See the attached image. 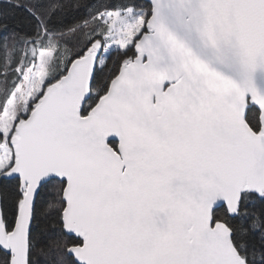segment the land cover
Masks as SVG:
<instances>
[{"label": "snow or ice", "instance_id": "obj_1", "mask_svg": "<svg viewBox=\"0 0 264 264\" xmlns=\"http://www.w3.org/2000/svg\"><path fill=\"white\" fill-rule=\"evenodd\" d=\"M0 264H264V0H0Z\"/></svg>", "mask_w": 264, "mask_h": 264}]
</instances>
